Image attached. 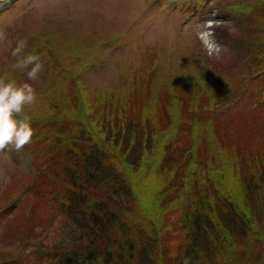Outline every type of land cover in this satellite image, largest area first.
<instances>
[{
	"label": "trees",
	"instance_id": "obj_1",
	"mask_svg": "<svg viewBox=\"0 0 264 264\" xmlns=\"http://www.w3.org/2000/svg\"><path fill=\"white\" fill-rule=\"evenodd\" d=\"M259 26L238 90L264 75ZM217 81L140 84L128 100L91 92L69 119L55 93L37 113L25 106L34 134L22 194L41 214L29 210L21 233L57 220V242L38 244L41 264H211L242 242L264 249V85L248 101L255 113L236 119L232 83Z\"/></svg>",
	"mask_w": 264,
	"mask_h": 264
},
{
	"label": "rangeland",
	"instance_id": "obj_2",
	"mask_svg": "<svg viewBox=\"0 0 264 264\" xmlns=\"http://www.w3.org/2000/svg\"><path fill=\"white\" fill-rule=\"evenodd\" d=\"M259 1L0 0V30L7 34L6 41L0 42V74L11 72L18 82L33 85L37 99L28 106L29 115L44 107L47 93H55L62 100V119L71 118L68 111L73 101L86 95L91 98L95 91L128 100L140 84L157 91L185 81L193 91L203 77L213 79V84L225 79L235 91L231 113L238 111L236 119L240 114L243 119L252 112L249 108L255 113L248 103L251 92L264 85V75H247L238 90V70L250 61L247 54L262 31L259 25H264ZM209 32L224 46L219 58L209 57L203 47L202 39ZM20 38L27 39L26 53L41 58L43 69L35 81L27 80L28 69L11 68L15 62L11 47ZM31 165L27 145L19 152L11 147L0 152V264H41L38 244L57 242L56 219L51 226L34 225V230L21 233L29 210L35 218L41 214L22 194L30 182L25 173L31 174ZM175 215H180V209L170 216L175 219ZM176 224L172 233L179 243L184 229ZM248 262L264 264V249L242 242L235 252L215 255L211 264Z\"/></svg>",
	"mask_w": 264,
	"mask_h": 264
},
{
	"label": "clouds",
	"instance_id": "obj_3",
	"mask_svg": "<svg viewBox=\"0 0 264 264\" xmlns=\"http://www.w3.org/2000/svg\"><path fill=\"white\" fill-rule=\"evenodd\" d=\"M206 25L212 27L214 22L207 21ZM7 39L5 31L0 30V42ZM203 47L209 57L219 58L224 48L215 42L213 34L209 32L207 39H202ZM27 39L20 38L11 47L10 55L15 58L11 68L26 72L28 81H35L43 69L41 58L33 53H26ZM37 94L29 82H18L11 72L0 74V152L11 147L19 152L31 143L33 128L30 117L23 115L25 106L36 102Z\"/></svg>",
	"mask_w": 264,
	"mask_h": 264
},
{
	"label": "water",
	"instance_id": "obj_4",
	"mask_svg": "<svg viewBox=\"0 0 264 264\" xmlns=\"http://www.w3.org/2000/svg\"><path fill=\"white\" fill-rule=\"evenodd\" d=\"M249 264H258V263H249Z\"/></svg>",
	"mask_w": 264,
	"mask_h": 264
}]
</instances>
